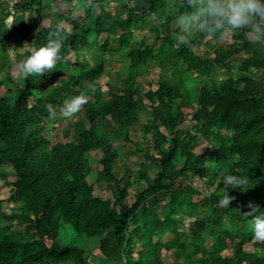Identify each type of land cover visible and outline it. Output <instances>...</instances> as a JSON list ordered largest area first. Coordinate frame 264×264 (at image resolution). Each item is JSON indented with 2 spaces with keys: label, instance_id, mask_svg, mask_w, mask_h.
Segmentation results:
<instances>
[{
  "label": "trees",
  "instance_id": "trees-1",
  "mask_svg": "<svg viewBox=\"0 0 264 264\" xmlns=\"http://www.w3.org/2000/svg\"><path fill=\"white\" fill-rule=\"evenodd\" d=\"M181 2L0 0V179L11 177L0 197V264H167L168 251L178 264H264V241L242 214L251 201L264 215V49L245 31L231 42H178L175 14L190 11ZM63 20L56 69L15 76L9 49L22 61ZM109 51L123 75L107 70ZM81 93L89 102L80 112L49 119L48 106ZM55 122L63 139L53 141ZM229 174L247 183L226 186ZM63 231L91 241L63 242Z\"/></svg>",
  "mask_w": 264,
  "mask_h": 264
},
{
  "label": "clouds",
  "instance_id": "clouds-1",
  "mask_svg": "<svg viewBox=\"0 0 264 264\" xmlns=\"http://www.w3.org/2000/svg\"><path fill=\"white\" fill-rule=\"evenodd\" d=\"M168 2L175 6V0ZM180 7H186L190 11H177L175 14V23L180 29L175 37L178 42L191 47L192 38L196 36L209 37L218 34L223 36L227 33L245 31L250 44L264 49V0H182ZM15 23L13 12L7 17L5 24L7 29H11ZM44 23L42 21V24ZM64 38V24L58 22L47 32L46 42L32 48L30 55L17 64L19 76L25 80L29 76L40 78L45 73L55 70L57 62L62 59ZM90 91L94 93L95 87H91ZM88 102L89 96L81 93L65 100L59 110L48 106L49 119H70ZM223 181L226 186L232 188H242L247 183L246 178L237 174L226 175ZM232 199L234 197L229 196L227 192L223 193L220 206L229 207ZM247 208L249 210L242 214L252 218L253 238L264 241V215L256 214L259 206L251 201L248 202Z\"/></svg>",
  "mask_w": 264,
  "mask_h": 264
},
{
  "label": "rangeland",
  "instance_id": "rangeland-1",
  "mask_svg": "<svg viewBox=\"0 0 264 264\" xmlns=\"http://www.w3.org/2000/svg\"><path fill=\"white\" fill-rule=\"evenodd\" d=\"M110 4H113V2H111ZM60 6H62L64 9H67L69 6L67 4H65L64 2L60 3ZM77 10L74 9L71 13V15L73 16L74 14H76ZM58 13V8L57 5L55 4V2H53V5H51V16H55ZM45 22L48 23L49 19H45ZM64 26L68 29L70 27V23L66 20L62 21ZM224 42H231L232 38L230 36L229 33L225 34L223 36L222 39ZM118 45L117 41H113L111 43V47L114 48ZM205 49V44H200L196 47V50H198L199 52H202ZM21 50V49H20ZM8 54L11 56V58L13 59V66L11 68L12 73L15 76H19L18 72H17V64L21 62V60H17L16 55H15V51L13 49H9ZM125 64L120 63L119 61L116 60V54L113 53L112 51H109L108 53V60H107V70L112 69V70H120L121 74L123 75L126 72L125 69ZM156 75V74H155ZM150 75V76H144L142 78H140L142 81H149L151 76H155ZM189 75V74H188ZM191 75H189V77L186 75L187 78V84L189 88H194V79H191ZM153 87H156V83H153ZM190 107H185L184 111L189 112L190 111ZM139 133V132H138ZM49 134H51V139L53 141H56L57 139H63V134H62V128H61V122H55L52 127H50L49 129ZM199 147H196L194 150H191L188 155L187 158L185 159V161H189V159L192 157V155L195 153L196 150H198ZM124 154H126L127 157V162L131 163L132 165L136 166L137 165V155L136 154H131L130 151H126ZM95 166V164L93 165ZM95 169L93 170V175L90 176V179L93 180L96 184L97 182L95 181ZM11 179L10 176H7L5 179H0V197H5L11 187V184L9 183V180ZM96 192L98 194L104 195V196H109L108 191L105 188H96ZM133 190L131 189V193L129 196V200L132 201L133 200ZM61 239L63 242H74L77 244H85L87 245L88 242L91 241L90 238H87L85 236L79 237V236H73L71 233L67 232V231H63L61 233ZM97 252V250L95 251ZM163 258L166 261L167 264H178L177 259L174 255L173 252H164L163 254Z\"/></svg>",
  "mask_w": 264,
  "mask_h": 264
},
{
  "label": "crops",
  "instance_id": "crops-1",
  "mask_svg": "<svg viewBox=\"0 0 264 264\" xmlns=\"http://www.w3.org/2000/svg\"><path fill=\"white\" fill-rule=\"evenodd\" d=\"M97 254V253H95ZM102 261V257L99 256L98 260H97V263H100ZM107 264H114L113 262H107Z\"/></svg>",
  "mask_w": 264,
  "mask_h": 264
}]
</instances>
